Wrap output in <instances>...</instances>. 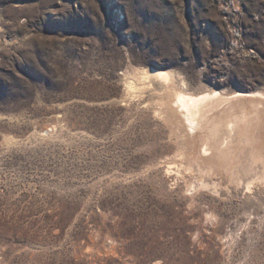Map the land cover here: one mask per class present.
<instances>
[{"label": "rangeland", "instance_id": "obj_1", "mask_svg": "<svg viewBox=\"0 0 264 264\" xmlns=\"http://www.w3.org/2000/svg\"><path fill=\"white\" fill-rule=\"evenodd\" d=\"M180 88L264 94V0H0V264H264V118L228 172Z\"/></svg>", "mask_w": 264, "mask_h": 264}, {"label": "bare ground", "instance_id": "obj_2", "mask_svg": "<svg viewBox=\"0 0 264 264\" xmlns=\"http://www.w3.org/2000/svg\"><path fill=\"white\" fill-rule=\"evenodd\" d=\"M171 76L168 71L150 69L142 72L138 80L141 84L152 78L165 82ZM126 88L131 92L137 89V84L128 81ZM260 98L264 99V94L254 91L225 95L213 91L193 94L180 88L175 93L172 110L177 122H181L201 141L198 153L208 156L211 164L233 172L239 163L238 153L244 150L240 145L253 141L254 127L264 118V110L260 109L263 100L260 101ZM197 139L193 137V143ZM251 157L264 166L260 148L253 149Z\"/></svg>", "mask_w": 264, "mask_h": 264}]
</instances>
